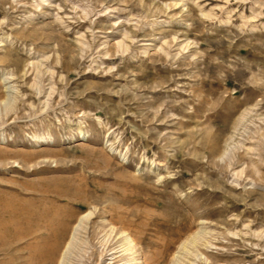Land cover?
Instances as JSON below:
<instances>
[{
  "label": "rangeland",
  "instance_id": "obj_1",
  "mask_svg": "<svg viewBox=\"0 0 264 264\" xmlns=\"http://www.w3.org/2000/svg\"><path fill=\"white\" fill-rule=\"evenodd\" d=\"M0 199V264H264V0H0Z\"/></svg>",
  "mask_w": 264,
  "mask_h": 264
},
{
  "label": "bare ground",
  "instance_id": "obj_2",
  "mask_svg": "<svg viewBox=\"0 0 264 264\" xmlns=\"http://www.w3.org/2000/svg\"><path fill=\"white\" fill-rule=\"evenodd\" d=\"M1 200V199H0ZM1 204H3V203H1ZM33 208V207H32ZM31 208V209H32ZM25 209V208H24ZM23 211V210H22ZM21 211V212H22ZM36 212L37 210H32V212ZM28 212V211H27ZM4 210H2V208H1V206H0V234H1V236H2V233H6L5 231L7 230L6 229V227H5V225H6V217H5V215H4ZM24 213V212H23ZM37 213H39V212H37ZM42 214H44V213H42ZM33 215H35V214H33ZM37 215V214H36ZM24 216V215H23ZM26 216V215H25ZM91 214H84V215H82L79 219H78V221L76 222V225H75V227H74V233L70 236V238H69V240L66 242V247H68V246H70L71 244V246H73V244H74V242H76L77 240H78V238H79V234H80V230H84V229H86V224H87V222H88V220H90V218H91ZM19 217V216H18ZM21 217V216H20ZM30 216L28 215V218H29ZM34 217V216H33ZM37 217H38V215H37ZM10 218V217H9ZM31 219V218H30ZM38 219V218H37ZM15 220V219H14ZM11 221V220H10ZM34 221V220H33ZM27 222H28V220H27ZM30 222V221H29ZM35 223V222H34ZM33 223V224H34ZM91 223H94L93 222V219H92V221H91ZM8 224V223H7ZM35 225V224H34ZM7 226V225H6ZM97 226V225H96ZM60 228H61V224H60ZM34 229V228H33ZM32 229V230H33ZM56 229V228H55ZM57 229H59V228H57ZM27 230L28 231H30L28 228H27ZM62 230V229H61ZM60 230V231H61ZM34 231V230H33ZM59 231V230H58ZM63 231V233H64V229L62 230ZM62 231H61V233H60V235L62 234ZM27 232V231H26ZM34 232H36V231H34ZM33 233V232H32ZM29 234V233H28ZM30 235V234H29ZM29 235H28V237H29ZM0 236V237H1ZM31 237V236H30ZM55 237V236H54ZM61 237V239H59V238H57V239H55V241L53 242V245L50 247V249H48L47 251H45V252H41L42 254H41V256H40V258H42V261H44V262H47V263H51V262H53L55 259H56V257H58L57 256V252L59 251L58 249L59 248H61V240L64 238V237H62V236H60ZM65 237H66V234H65ZM198 237V236H197ZM197 237L196 238H194V239H191V241L189 242V244H187L186 243V247H183L185 250H187V248L189 247V246H191V245H193V244H195V243H198L197 241L199 240V239H197ZM64 240V239H63ZM106 240V239H105ZM102 241L101 242V245H103L104 246V250H108V251H111V252H113L114 250H117L114 246H112V244L109 246L108 245V241L106 242V241ZM47 242V241H46ZM63 242V241H62ZM51 243V242H50ZM77 243V242H76ZM138 244V242H137V240L136 239H134L133 237H132V235L128 232V231H122V241H121V244H120V251H117V252H115V253H112L110 256L111 257H113L112 258V260H118L119 258H121V256L119 255V257H116V255H118L119 253H123L124 252V254L123 255H128V252H132L133 251V249H134V247H136V245ZM48 247L50 246V244L48 243V245H47ZM194 246V245H193ZM65 247V248H66ZM36 248H40V247H38V246H36ZM69 249H70V247H69ZM40 249H38L37 251H39ZM106 250V252H108ZM40 251H42V250H40ZM103 251V250H102ZM37 253V252H36ZM59 253V252H58ZM182 253V252H181ZM187 253H189V252H187ZM192 253V252H191ZM38 254H40L39 252L36 254V257H38L39 255ZM133 255H134V253H131L130 254V256H129V258L128 259H121L120 260V262L121 261H124V260H126L125 261V263L124 264H134L135 262H137V259L135 258V257H133ZM188 256H189V254H188ZM182 257V256H181ZM185 257V256H184ZM187 257V256H186ZM36 259V258H35ZM38 260H39V258H37ZM181 260H185V259H181ZM119 262V261H118ZM54 263V262H53ZM41 264V263H40Z\"/></svg>",
  "mask_w": 264,
  "mask_h": 264
}]
</instances>
